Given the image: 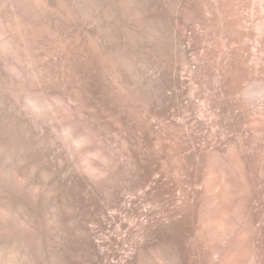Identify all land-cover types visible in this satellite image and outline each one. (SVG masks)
I'll return each instance as SVG.
<instances>
[{
    "label": "rangeland",
    "instance_id": "374dc122",
    "mask_svg": "<svg viewBox=\"0 0 264 264\" xmlns=\"http://www.w3.org/2000/svg\"><path fill=\"white\" fill-rule=\"evenodd\" d=\"M226 1L0 0V264H125L116 188L154 198L147 149L177 134L223 148L231 110L264 135V42L242 41L230 71ZM237 1L264 13V0ZM230 79L258 87L255 103L226 98ZM202 165L204 223L237 227L236 194L214 188L237 178L236 164L224 152Z\"/></svg>",
    "mask_w": 264,
    "mask_h": 264
},
{
    "label": "bare ground",
    "instance_id": "6f19581e",
    "mask_svg": "<svg viewBox=\"0 0 264 264\" xmlns=\"http://www.w3.org/2000/svg\"><path fill=\"white\" fill-rule=\"evenodd\" d=\"M223 6V10L219 7L217 20H222L219 32L227 48L228 67L233 71L242 41H246V47L264 42V13L255 7L248 10L237 0H227ZM178 37L181 43L183 34ZM187 49L180 50L186 54ZM246 49L243 52L248 53ZM244 55L248 58L250 53ZM242 88L233 79L225 81L224 96L238 94L246 105L254 104L249 96L258 87L247 84ZM218 109L221 116L226 108L219 104ZM228 112L231 119L238 120L230 125L232 136L223 148L213 135L204 140L201 149L189 148L183 135L177 134L166 135L161 143L145 151L143 160L151 175L148 191L154 193V198L143 192L141 199L124 200L120 186L116 188L114 221L119 237L115 244L125 242L132 248L125 264H264V135L258 121H249L242 114L236 116L233 110ZM224 152L236 164L237 178L228 185L215 183L214 188L233 191L241 209L239 224L227 231L223 225L204 223L207 187L199 175L203 161L221 158ZM123 214L131 219L130 223L125 222ZM122 229L126 231L123 238L119 234ZM165 247L170 252H164ZM114 256L124 259L118 252ZM98 260L96 254L93 263Z\"/></svg>",
    "mask_w": 264,
    "mask_h": 264
}]
</instances>
